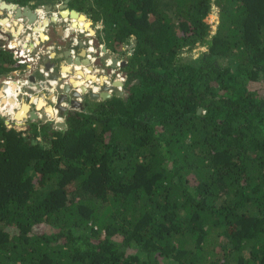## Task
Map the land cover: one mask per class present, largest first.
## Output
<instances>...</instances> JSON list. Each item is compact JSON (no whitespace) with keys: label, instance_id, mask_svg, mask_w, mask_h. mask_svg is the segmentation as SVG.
<instances>
[{"label":"trees","instance_id":"obj_1","mask_svg":"<svg viewBox=\"0 0 264 264\" xmlns=\"http://www.w3.org/2000/svg\"><path fill=\"white\" fill-rule=\"evenodd\" d=\"M68 4V37L93 34L86 14L108 49L133 38L123 95L85 96L60 128L0 117V264H264V0ZM18 66L0 48V76ZM85 69L81 92L106 79Z\"/></svg>","mask_w":264,"mask_h":264},{"label":"water","instance_id":"obj_2","mask_svg":"<svg viewBox=\"0 0 264 264\" xmlns=\"http://www.w3.org/2000/svg\"><path fill=\"white\" fill-rule=\"evenodd\" d=\"M68 1L69 0H64L62 3H59L58 5H51V6L46 5L45 7L47 9L44 11V13H51V14L45 18H41L38 14V11L34 10L30 6L20 7L15 3L7 2L5 0H0V11L1 10L7 11V16L3 17L2 19L0 18V19L1 20L10 19L8 18L10 17L8 15L9 14L8 11H10L12 12L11 17H13L14 19H21L19 26H21L23 30L28 28L29 34L38 33L39 37H41L43 34L44 36H49V38H51L52 35L50 36L49 33L51 34L53 33L54 35L58 33L57 34L58 37H56V39H60L61 40L60 43H57L56 41L52 43L53 41L50 40L51 43L47 44L48 41L46 40L40 41L39 39H36L37 41L39 40V42H35V40L33 39L37 45L43 44L42 47H40V50L44 52V54L47 53V56L45 55L44 57L45 59H50L54 61L55 59L64 58L67 64H68V59H71V65L72 64L78 65L80 69H76L74 67V70L72 71L70 70L69 72H67V75H69L68 73H72L74 75L75 71H78V70L81 71V73L83 74L81 70L82 67L87 68L90 74H94L93 72L96 71L95 69L101 68L103 72L105 73L104 75L106 77L105 81L107 80L110 81V79H108V75L113 74L114 72L119 73L118 71L119 68L117 67L119 66L121 67L125 62H127V57H124L123 60L120 61L118 58L112 56L108 52L107 47L105 45H101L98 39L91 38L90 39L91 41L88 40L87 42L88 46L86 45L85 47H84L85 43L82 40H79L78 47L80 48V50L78 51V53H75L73 51L71 52V50L69 49H65L58 54L55 53V51H50L51 48L54 47V44L57 45L58 47L63 48L67 46V43H70L69 37L65 33L66 26L69 22H66L65 20H70L73 12L76 14H83L74 8H70L68 6ZM55 8L57 10H53V11L51 10ZM65 14L66 16L64 17ZM58 22H62V23L57 25ZM63 22L67 23L66 26H65V23ZM90 23L92 22L90 21ZM55 24L56 26H54ZM50 29H52L51 32L49 31ZM0 36H1L0 37V48L13 52V49L9 47L8 45L9 43L6 44L2 39L3 37H6V38H9L8 40H11L10 37L13 35L12 33L8 35L6 33V30L4 31L2 29L1 24H0ZM64 36H66L65 39L62 38ZM27 37L28 39H31V35ZM33 52L37 53L38 51L37 49H34ZM39 52H38V55H39ZM101 52L103 53V55H101ZM109 60H110V63L108 62ZM39 61H40V57L37 59V61H34V62L26 59L24 63L20 64L21 73L19 75L15 73L17 75L15 79H17L18 81H24V80L28 81V85L24 88L28 96L20 97V105L17 109L14 110V112L17 113V114L14 113V119H16L19 122L24 121V120H35V119H40L42 121H48L49 115L50 117H54L55 114L53 115L52 112H54L55 110L59 114L63 115V113L65 112L67 108L66 106L62 104L64 102H66L68 106L70 107L81 108L82 100L84 98L83 93L87 92V90H85L80 93L77 90L78 86L76 87L73 86V89L71 90V86L67 83L66 80L63 81L65 83L61 82L63 80V77L61 75L62 72L59 73L58 70L55 69V66H56L55 62H49L47 64H42V63H39ZM66 65H61L59 71H62L63 67ZM6 77L13 78L12 76H7V75L2 76L1 75L0 84L3 83V81H5L3 79H5ZM122 77L123 78L125 77L124 72L122 73ZM76 79H80V78H76ZM50 81L52 82L55 81L56 85H54L55 86L54 89L59 94H56L53 91L48 92L49 93L48 97L46 99L44 98L46 102L47 101L49 102V104L46 105V103L44 102V100H42V98L36 97L35 91L41 90L42 87L49 86L48 84H50L49 83ZM88 81H90V79H88L86 82H83V84L85 85V83H88ZM101 84H102V81H101ZM111 84L113 86L118 85L121 87V89L114 91V89H112L111 86L109 87L106 83H104L102 84V86L100 85V90L98 92L88 91L86 96L90 100H93V101L111 97L112 95L122 96L123 95V91H122L123 81L114 79L113 81H111ZM49 87L51 88V86ZM78 98H81V99L79 100ZM13 100H14L13 98L9 99V101H13ZM39 100H42L44 103L42 107L37 106V103L39 102ZM43 107L44 108L49 107L50 111L49 110L41 111V108ZM21 110H24V113H22L23 114L22 116L21 115L18 116V112ZM38 114H40V116ZM56 124L57 126L59 125L60 127L64 126L63 121H59V123L56 122Z\"/></svg>","mask_w":264,"mask_h":264},{"label":"rangeland","instance_id":"obj_3","mask_svg":"<svg viewBox=\"0 0 264 264\" xmlns=\"http://www.w3.org/2000/svg\"><path fill=\"white\" fill-rule=\"evenodd\" d=\"M6 1V0H5ZM64 0H53V2L52 3H50V4H38V5H36V6H34V7H31V5L30 4H28V5H25V6H30L31 8H33L34 10H36V9H42L43 11H45V6L47 5V6H51V5H58L59 3H62ZM166 1V0H165ZM8 2V1H7ZM16 4V3H15ZM18 6H20L19 4H17ZM68 6H69V4H68ZM20 7H23V6H20ZM52 11L53 10H57L56 8L55 9H51ZM169 12H170V14H172L173 13V10L172 9H170L169 8ZM46 14V16H48V15H50L51 13H45ZM7 16V11H5V10H1L0 11V18H3V17H6ZM85 16H86V18L88 19V20H91V22L92 23H90V25H91V27H92V32H93V34L92 35H89V36H87V33L85 32V31H75V30H73V29H71L70 28V30H72V31H74L73 33H75L73 36H75V35H77L81 40H84L85 41V45H84V47L87 45V42H88V40H90L91 38L90 37H92V38H96V39H98L99 40V42L101 43V45H104L102 42H101V30H102V24H101V22H95L91 17H89V16H87L86 14H85ZM218 8L214 5V4H212V7H211V11H210V13L207 15V17L205 18V20H206V22L209 24V26H210V29L211 30H213L214 29V27L218 24ZM172 19H173V21H177V17L176 16H173L172 17ZM66 22H69L68 24L66 23ZM66 22H63V23H65V26H66V24H67V26H66V28L68 27V29H69V25H70V21H66ZM60 23H62V22H58L57 24H60ZM56 25V24H55ZM26 30V29H25ZM25 30L23 31V32H25ZM23 32H21L22 34H23ZM7 33V32H6ZM71 33V32H70ZM8 34V33H7ZM9 35V34H8ZM33 35V37L34 38H36V35L38 36V34L37 33H34V34H32ZM19 37H20V35H19ZM9 38H6V37H3V41L7 44V43H9L11 40H13L14 38H13V36H11L10 37V39L11 40H8ZM32 44L33 43H35L34 41H30ZM133 43H134V41H133V38H130V40H129V42L127 43V44H124L122 47H120V48H117L115 51H113V50H111V49H108L107 48V50H108V52L112 55V56H114V57H116V58H118L120 61H122L123 60V58L124 57H126V52H125V55H123V51L125 50V51H127L128 52V49L129 48H131V46L133 45ZM67 44H69V43H67ZM9 45V44H8ZM42 45L43 44H40V45H37V47L35 46L34 47V49H37V51L39 52V57H40V59H42V57L43 56H45V54H44V52H42L41 50H40V47H42ZM9 47H11L12 49H15L14 48V46H10L9 45ZM76 50H79L80 48L78 47V45H76ZM203 47L202 46H200V45H195L194 47H193V49H191L190 51H188V50H186V51H183V53H182V56L183 57H186V58H189V57H191V58H194V57H196L197 55H198V53L200 52V50L202 49ZM56 49V48H55ZM63 49V48H62ZM17 50V49H16ZM58 50V49H57ZM34 51V50H33ZM17 52V51H16ZM37 52V53H38ZM12 54H13V52H11ZM34 53V52H33ZM101 55H103V53L101 52ZM13 59H14V57H13ZM55 61V65H56V67H57V65L59 64L58 63V60H54ZM68 62H71V59H68ZM71 64V63H70ZM20 69H21V66H18ZM104 67V66H103ZM117 68H119V72H121V67L119 66V67H117ZM97 72H102V73H104L103 72V70L100 68V69H98V70H96ZM95 71V72H96ZM63 73V72H62ZM8 74H10V73H5V74H2V75H8ZM97 74V73H96ZM95 75V74H94ZM97 75H99L100 76V73L99 74H97ZM102 75V74H101ZM75 78H76V75H75ZM109 78L111 79V78H113L112 80H114L115 78H117L116 77V74L115 73H113V74H110L109 75ZM13 80V79H12ZM86 80V79H85ZM84 80V81H85ZM93 82H97V81H93ZM92 86H95V84H93ZM11 90V88L9 89V91ZM12 91V90H11ZM90 91V90H89ZM1 95L2 94H0V101H1V98H3V96L1 97ZM5 96V95H4ZM8 96L9 97H11V94L9 95L8 94ZM85 96H86V94H85ZM84 96V97H85ZM5 101V105H3L2 103H0V117H3V118H5V120H8L7 119V114L5 113V111L6 110H12V107L15 105V103H13V101L11 102V101H9V100H4ZM16 101H18V100H16ZM83 101V100H82ZM9 102V103H8ZM67 107H68V105H67ZM58 115H61V114H57V115H55V120H54V118L51 120L52 121V123H53V125L55 126V128H60V126L58 125L57 126V124L56 123H54L55 121H57V119L58 118H56V116H58ZM62 116V119H60L59 121H64V117H63V115H61ZM27 120H24V121H22V122H20V123H25ZM19 123V124H20Z\"/></svg>","mask_w":264,"mask_h":264},{"label":"crops","instance_id":"obj_4","mask_svg":"<svg viewBox=\"0 0 264 264\" xmlns=\"http://www.w3.org/2000/svg\"><path fill=\"white\" fill-rule=\"evenodd\" d=\"M47 8L45 7V10H46ZM37 10V9H36ZM10 18V23L11 24H13L15 21L11 18V17H9ZM89 21H91V20H89ZM58 25V24H57ZM54 26H56V25H54ZM2 29L5 31L6 29H4V27L2 26ZM67 30V29H66ZM24 31V30H23ZM22 31V32H23ZM50 32L52 31V29H50L49 30ZM68 31V30H67ZM6 32L10 35V33H11V31L10 30H6ZM70 32H71V35L69 36V40H70V43L69 44H67V46L66 47H63V49L61 48V47H58L57 45H55L54 44V47H52L51 48V50L50 51H55V53H60L61 51H63V50H65V49H69V50H71V49H74V51H75V53H78V51L80 50H76L77 48H76V45H78V41L79 40H81L77 35H75V36H73L75 33H73L74 31H72V30H70ZM58 33H56L55 35L52 33V37L50 38V40L51 41H53L52 43H54L55 41L57 42V43H60L61 42V40L60 39H56V37H58V35H57ZM29 35H31V39H28L27 40V36H29ZM67 35V34H66ZM60 36V35H59ZM1 37V36H0ZM35 37V36H34ZM61 37V36H60ZM65 37L66 36H64V37H62V38H64L65 39ZM73 37V38H72ZM14 38V37H13ZM36 38H38V36L36 35ZM61 38V39H62ZM90 38H92V37H90ZM3 39V38H2ZM16 39V45H13V46H15V47H17V48H20V49H26V50H29V51H33L34 50V43L32 44L30 41L32 40L33 41V35L32 34H29L28 33V28L25 30V32H23V34L22 33H20V37H17V38H15ZM35 39V38H34ZM14 40V39H13ZM50 40L48 41V43L47 44H49V43H51L50 42ZM84 43H85V41L84 40H82ZM46 44V45H47ZM45 45V46H46ZM87 46H88V44H87ZM56 48V49H55ZM58 49V50H57ZM94 53V52H93ZM46 56H47V53L45 54ZM45 56H43L42 57V59H40V61H39V63H42V64H47V63H49V62H55V61H53V60H50V59H45L44 58ZM55 60H58V65H57V67L55 66V69L56 70H58V72L60 73V72H62V71H59L60 70V66L61 65H66L67 63H66V61H65V59L64 58H62V59H55ZM75 66H78V65H74V64H72L71 65V68H70V70L72 71V70H74V67ZM81 70H82V72H84V74H86L87 73V70L85 69V68H81ZM96 70V69H95ZM94 70V71H95ZM51 72H53V71H51ZM15 73H17V75H19L20 73H21V69H18V70H13V71H11L10 72V74H8L7 76H12V77H17V75L15 74ZM48 73H50V72H48ZM58 73V74H59ZM95 75H97V74H105V73H102V72H93ZM97 73V74H96ZM69 75H67V72L66 73H62L61 75H62V77H63V80L61 81V82H63L64 80H66L67 81V83L71 86V90L73 89V85L70 83V78L71 77H75V73H74V75L72 74V73H68ZM50 75V74H49ZM3 76V75H2ZM76 78H83V77H79V76H77L76 75ZM108 79H110L109 78V75H108ZM112 79L113 78H111L110 80L112 81ZM88 79H86L84 82H86ZM14 81V80H13ZM95 81V80H94ZM96 81H98L97 79H96ZM55 82V81H54ZM54 82H52V81H50L49 83L50 84H48L49 86H51V88L49 87V86H45V87H42V89L41 90H36L35 91V95H36V97L38 98H42V100H44V102L46 103V105L47 104H49V102L47 101H45V99L48 97V95H49V93L48 92H55L56 94H59L55 89H54V85H56ZM63 83H65V82H63ZM105 83V81H103L102 82V84H104ZM94 84H96V85H101L102 86V84L101 83H98V82H94ZM46 85V84H45ZM14 87L15 86V84H13L12 83V85H10L7 81L6 82H4L3 81V83H1L0 84V91H1V94H2V96L4 95V93L5 92H7V88L8 87ZM49 87V88H48ZM110 87V86H109ZM44 91V92H43ZM47 91V92H46ZM46 92V93H45ZM8 94L10 95L11 94V92H7V96H8ZM1 96V97H2ZM21 97H24V96H21ZM45 98V99H44ZM2 99V98H1ZM3 101V100H2ZM12 102V101H11ZM13 102H14V100H13ZM43 109V110H42ZM41 111H45V108L43 107V108H41ZM1 112V111H0ZM51 119H48V121H51L52 120V117H50Z\"/></svg>","mask_w":264,"mask_h":264},{"label":"built area","instance_id":"obj_5","mask_svg":"<svg viewBox=\"0 0 264 264\" xmlns=\"http://www.w3.org/2000/svg\"><path fill=\"white\" fill-rule=\"evenodd\" d=\"M67 29V28H66ZM34 41V40H33ZM89 41H91V40H89ZM35 44V43H34ZM9 45H11L10 43H9ZM36 47H37V45H35ZM34 46V47H35ZM15 47V46H14ZM15 48H17V47H15ZM17 49H19L20 51H19V53H17L15 50H13V57H14V59H15V61L17 62V63H19V64H22V63H24V61L27 59V60H29V61H32V62H34V61H37V59L39 58V55H38V53H33V51L31 50V51H29V50H26V49H20V48H17ZM75 52L74 51V49H71V52ZM74 54V53H73ZM116 74V77H117V80H120V81H122L124 78L122 77V74H120V73H115ZM14 78V79H13ZM12 79L14 80V83L13 84H15V86L13 87L15 90H14V92H11V91H9V89L11 88V86L10 87H8L7 88V92L9 91V92H11V97H9V96H7V92H5L4 93V95H3V98L1 99V101H0V103H2L3 105H5V101L4 100H9L10 98H13L14 99V102L13 103H15V105L12 107V110H6L5 111V113L7 114V119L8 120H6V121H8L7 123H10V122H14V123H16V124H19L20 122H22V121H17L16 119H14V115H13V113H14V110L15 109H17L18 107H19V105H20V97L21 96H24V97H26V96H28V94L25 92V90H24V88L28 85V81L27 80H24V81H18L17 79H15V77H13ZM4 82H6V81H4ZM98 82V81H97ZM55 83V82H54ZM88 83H89V81H88ZM88 83H85V85H87ZM106 84H109V85H111V83H109V81L107 80L106 81ZM93 85V82L91 83V86ZM91 86L90 87H87V92L90 90V91H95L94 89H91ZM98 86V88H97V90H96V92H98L99 90H100V86L99 85H97ZM112 87V89H114V90H120L121 89V87L120 86H118V85H116V86H111ZM77 90L81 93V91L79 90V88L77 87ZM87 92L86 93H83L84 94V96H85V94H87ZM79 100L81 99V98H78ZM3 100V101H2ZM16 100H18V101H16ZM63 105H67V103L66 102H64V103H62ZM58 114V112L55 110V115H57ZM39 116H40V114H38ZM49 117V119H51L50 118V115L48 116ZM56 118H58L57 119V121H55L54 123H56V122H59V120L60 119H62V116L61 115H58V116H56ZM54 120H55V118H54Z\"/></svg>","mask_w":264,"mask_h":264},{"label":"bare ground","instance_id":"obj_6","mask_svg":"<svg viewBox=\"0 0 264 264\" xmlns=\"http://www.w3.org/2000/svg\"><path fill=\"white\" fill-rule=\"evenodd\" d=\"M20 22H21V19H20ZM19 22V23H20ZM10 43V42H9ZM37 45V44H36ZM15 48V47H14ZM16 49V48H15ZM15 49H13V50H15ZM15 51H17V50H15ZM19 51L20 50H18V52L17 53H19ZM110 63V62H109ZM3 80H5V81H7L10 85H12V83H14V81L12 80V78H10V77H6L5 79H3ZM94 80H90L89 81V83L86 85L87 87H90L91 86V83L93 82ZM71 82V81H70ZM98 83H100V82H98ZM72 85L74 86V87H76V86H78V84H73L72 83ZM93 87H98L96 84H95V86H91V89H94ZM12 90V91H11ZM11 92H14L13 91V89H12V87H11ZM15 90V89H14ZM95 91L97 90V89H94ZM9 92V91H8ZM0 93H1V91H0ZM7 94V93H6ZM2 96V95H1ZM9 103V102H8ZM44 105V103H43V101L42 100H39V102L37 103V106L38 107H42ZM45 110H49L50 111V109H49V107H45ZM15 114H17L16 112H14ZM14 113H13V115H14ZM22 113H24V110H21V111H19L18 112V116H22L23 114ZM53 113V115H54V113H55V111L54 112H52ZM51 113V114H52ZM57 123H59V122H57Z\"/></svg>","mask_w":264,"mask_h":264},{"label":"clouds","instance_id":"obj_7","mask_svg":"<svg viewBox=\"0 0 264 264\" xmlns=\"http://www.w3.org/2000/svg\"><path fill=\"white\" fill-rule=\"evenodd\" d=\"M114 73H116V72H114ZM120 74H122L123 72L121 71V72H119ZM115 79H117V78H115ZM124 80H125V77H124ZM124 80H122L123 81V83H124ZM105 81V80H104ZM109 81V80H108ZM113 81V80H112ZM105 83H106V81H105ZM109 83H111V80L109 81ZM93 84H94V82H93ZM108 86H113L112 84L111 85H109V84H107ZM116 86V85H115ZM114 91H116V90H114ZM68 105V104H67ZM67 105H64V106H66L67 107ZM55 114V113H54ZM59 114V113H58ZM53 118H55V115H54V117H52V119Z\"/></svg>","mask_w":264,"mask_h":264},{"label":"flooded vegetation","instance_id":"obj_8","mask_svg":"<svg viewBox=\"0 0 264 264\" xmlns=\"http://www.w3.org/2000/svg\"><path fill=\"white\" fill-rule=\"evenodd\" d=\"M96 70H98V69H96ZM101 75V74H100ZM1 94V93H0Z\"/></svg>","mask_w":264,"mask_h":264}]
</instances>
